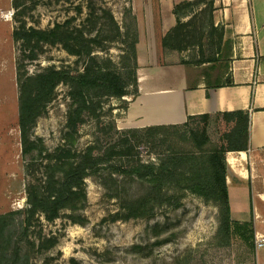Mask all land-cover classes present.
I'll list each match as a JSON object with an SVG mask.
<instances>
[{
	"label": "trees",
	"instance_id": "1",
	"mask_svg": "<svg viewBox=\"0 0 264 264\" xmlns=\"http://www.w3.org/2000/svg\"><path fill=\"white\" fill-rule=\"evenodd\" d=\"M202 1L195 0L196 3ZM21 3L22 0H14L15 7ZM208 5L212 17L213 0H208ZM181 6L180 3L174 7L177 24L163 38L165 46L181 48L175 45L182 35ZM84 9L86 16L83 19L94 26L104 20L102 29L94 36L87 35L84 24L74 23L77 15L68 16L53 27L39 28L23 23L13 31V37L24 49L22 60L37 59L35 50L43 44H62L77 59L74 65H50L36 73H29L23 63L19 65V126L24 152L33 153V158L42 157L47 163L45 177L27 186L26 206L0 214V264H31L29 250L36 245L29 238L31 228L40 222L41 216L53 221L64 209L83 207L87 200L86 178L98 175L105 184L106 176L102 172L105 169L114 181V174L128 176L144 188V192L136 197L118 190L111 193L109 196L116 198L119 205L112 220L151 218L158 208L177 209L187 194H193L217 208L215 236L218 241L229 245L232 237L237 236L253 252V223H241L231 217L226 160L229 150L247 149L248 116L236 112L243 122L230 130L237 133L233 139H228L229 133L222 128L223 119L233 114L230 112L189 115L179 124L126 129H119L114 118L105 123V104L113 98L125 100L129 87L137 85L138 30L137 25L123 29L112 9L98 5L94 0H87L85 6L77 5L79 18ZM116 41L123 44L119 63L107 55L108 44ZM97 49L106 54L97 53ZM211 60L218 59L213 57ZM61 83L69 86L71 99L67 132L62 137L63 143L53 152H47L37 139H31V129ZM113 106L110 105L109 110H113ZM211 119L219 125L218 142L212 145L208 137ZM90 120L97 126L93 141L82 148L74 147L80 127ZM178 143L190 145L185 148ZM141 144L158 154L157 161H145L139 155L136 148Z\"/></svg>",
	"mask_w": 264,
	"mask_h": 264
},
{
	"label": "rangeland",
	"instance_id": "2",
	"mask_svg": "<svg viewBox=\"0 0 264 264\" xmlns=\"http://www.w3.org/2000/svg\"><path fill=\"white\" fill-rule=\"evenodd\" d=\"M94 1L111 8L123 29L136 27V19L156 17L157 0ZM78 4L85 6L87 0H22L18 7L14 6V0H0V214L26 206L27 186L45 177L47 163L42 157L33 158V153L24 152L19 126V65L23 63L29 73H36L50 65H74L77 59L62 44H43L35 50L37 59L22 60L24 49L13 37V31L23 23L49 28L68 16L77 15L74 23L84 24L88 36L98 34L104 20L94 26L91 21L83 19L86 9L79 18ZM181 4L182 35L175 45L191 51L209 50L213 39L209 35L205 38L212 19L208 0L200 3L190 0ZM152 6L153 14L150 11ZM108 45L107 55L119 63L123 44L116 41ZM97 53L106 54L100 49ZM191 53L188 52L187 56L190 54L193 60L197 55ZM201 57L205 56L201 54ZM135 90L134 85L129 87L130 94ZM70 101L69 86L59 84L45 112L31 129V139H37L47 152H53L64 141ZM127 103V100L110 99L105 104V123L114 118L119 129L128 128L116 119L127 110ZM110 105L115 108L109 110ZM241 122L243 119L236 113L223 119L222 128L229 133L228 139L237 137L236 131L232 133L230 130ZM218 126L211 119L208 125L211 145L218 142ZM96 130L94 120L84 123L77 133L74 147L82 148L92 142ZM179 145L188 148L190 144ZM136 151L145 161L158 159V154L145 144L139 145ZM102 172L106 176L105 184L98 175L86 178L87 200L83 207L64 209L53 221L41 216L40 222L31 228L29 238L36 243L34 248L28 246L31 264H178V261L179 264H255L256 247L251 252L237 236L232 237L229 245L218 241L214 205L193 194H187L179 208L160 207L151 218L112 220L119 205L116 198L109 195L118 190L136 197L144 192V188L131 177L114 174V181L108 170Z\"/></svg>",
	"mask_w": 264,
	"mask_h": 264
},
{
	"label": "crops",
	"instance_id": "3",
	"mask_svg": "<svg viewBox=\"0 0 264 264\" xmlns=\"http://www.w3.org/2000/svg\"><path fill=\"white\" fill-rule=\"evenodd\" d=\"M187 1L157 0L156 17L136 19L137 85L124 96L128 108L116 119L125 127H144L204 113L247 115V149L226 153L230 212L235 221H251L255 237L264 236V0H213L205 34L213 41L202 52L164 45L177 24L175 5ZM255 264H264V245Z\"/></svg>",
	"mask_w": 264,
	"mask_h": 264
},
{
	"label": "built area",
	"instance_id": "4",
	"mask_svg": "<svg viewBox=\"0 0 264 264\" xmlns=\"http://www.w3.org/2000/svg\"><path fill=\"white\" fill-rule=\"evenodd\" d=\"M264 245V236H256L255 237V247L256 249L262 247Z\"/></svg>",
	"mask_w": 264,
	"mask_h": 264
}]
</instances>
